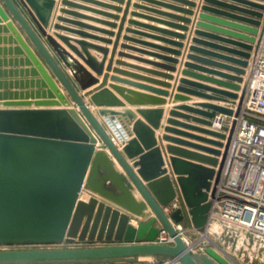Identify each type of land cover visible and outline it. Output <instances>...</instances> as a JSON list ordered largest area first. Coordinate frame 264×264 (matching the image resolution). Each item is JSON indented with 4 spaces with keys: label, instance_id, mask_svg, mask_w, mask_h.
I'll list each match as a JSON object with an SVG mask.
<instances>
[{
    "label": "water",
    "instance_id": "obj_1",
    "mask_svg": "<svg viewBox=\"0 0 264 264\" xmlns=\"http://www.w3.org/2000/svg\"><path fill=\"white\" fill-rule=\"evenodd\" d=\"M204 2L199 18L215 26L199 22L208 32L196 35L216 44L194 39L210 50L192 47L202 56L189 59L205 64L204 71L219 80L204 81L218 88L193 85L206 101L224 105L185 107L193 115L184 116L190 132L165 131L195 142L164 136L170 143L165 160L153 134L160 111L138 110L143 120H134L127 110H111L123 103L102 90L106 76L100 88L89 90L96 80L79 62L100 74L101 64L87 49H105L55 31L94 36L51 26L52 0H0V43L6 46L0 53L9 55L0 60V247L65 246L1 250L0 264L133 263L155 256L178 264H235L212 247L192 256L175 226L188 224L199 233L206 228L236 122L218 129L214 123L217 116L239 115L247 69L264 34V0ZM110 89L128 103V95L139 96ZM115 117L125 119L129 130L114 125ZM159 227L172 245L155 243Z\"/></svg>",
    "mask_w": 264,
    "mask_h": 264
},
{
    "label": "crops",
    "instance_id": "obj_2",
    "mask_svg": "<svg viewBox=\"0 0 264 264\" xmlns=\"http://www.w3.org/2000/svg\"><path fill=\"white\" fill-rule=\"evenodd\" d=\"M52 1L51 26L60 24L72 30H81L94 36L95 39H82L77 34L64 31L55 32L71 39L83 40L87 44L106 51L104 54L93 48L87 49L88 54L101 64L100 74L91 71L79 60L85 70L96 80L89 90L100 88L106 76L102 90H108L114 98L123 103L122 107H111V110L120 112L127 110L131 112L134 120H143L138 110L160 111L158 127L153 130V134L165 160L170 156L165 150L170 143L164 139V136L195 142L165 131L166 128H170L178 132H190L184 128V124H191L184 116L193 115H189L185 107L202 103L224 105L215 101H206L199 95L204 91L193 85L218 88L215 84L204 81V78L214 80L219 78L213 74H207L204 71L205 64L189 59L191 55L202 56L191 52L192 47L210 50L203 44L194 43V39L216 44L210 39L196 35L197 31L208 32L197 26L199 22L213 25L199 18L201 9L205 6L204 0ZM63 1L76 4L78 7L63 5ZM62 10L76 12L82 18L72 17L62 13ZM58 17L76 20L88 28L78 29L68 23L58 22L56 20ZM52 32L54 31L51 30ZM4 36L5 34L0 32V38ZM61 45L65 48L63 44ZM5 47L3 42L0 43V48ZM8 58V54L4 56L2 52L0 53V60ZM0 68L4 69L3 63ZM3 80V78L0 79V81ZM110 86L124 88L139 96L128 95L132 98V103H128L118 92L110 89ZM79 94L82 93L79 92ZM88 108L94 113L93 106L89 105ZM111 122L114 125L121 124L129 130L125 119L121 117H115V121ZM193 134L203 136L195 132ZM220 246L236 264H262L260 259L252 263L249 260L250 254L248 256V253L240 249L230 250L221 243Z\"/></svg>",
    "mask_w": 264,
    "mask_h": 264
},
{
    "label": "built area",
    "instance_id": "obj_3",
    "mask_svg": "<svg viewBox=\"0 0 264 264\" xmlns=\"http://www.w3.org/2000/svg\"><path fill=\"white\" fill-rule=\"evenodd\" d=\"M246 78L238 117L217 116L219 121L214 123L218 129L222 125L230 128L232 121L236 122L206 228L202 233L190 225L175 228L192 256H203L205 249L212 247L232 261L221 243L227 249L250 254L252 263L260 259L264 264V34ZM159 230L155 243L172 245L173 239L161 227ZM187 231L196 236L194 241L185 235ZM147 258L149 264H178L170 257Z\"/></svg>",
    "mask_w": 264,
    "mask_h": 264
},
{
    "label": "rangeland",
    "instance_id": "obj_4",
    "mask_svg": "<svg viewBox=\"0 0 264 264\" xmlns=\"http://www.w3.org/2000/svg\"><path fill=\"white\" fill-rule=\"evenodd\" d=\"M188 227L189 225L186 224ZM187 237H191V240L194 241L196 239V236H194V234L192 232H186L185 234ZM232 244H235V242H231ZM65 246H57V247H33V246H10V247H6V246H2L0 247V251L1 250H31V249H47V248H64ZM223 248V247H222ZM148 258L147 257H142L139 258L136 262L133 263H123V262H116V263H110V264H149L148 263ZM33 264V263H31ZM99 264H109V263H99Z\"/></svg>",
    "mask_w": 264,
    "mask_h": 264
},
{
    "label": "bare ground",
    "instance_id": "obj_5",
    "mask_svg": "<svg viewBox=\"0 0 264 264\" xmlns=\"http://www.w3.org/2000/svg\"><path fill=\"white\" fill-rule=\"evenodd\" d=\"M235 169H237V168H235ZM84 199H86V197H84Z\"/></svg>",
    "mask_w": 264,
    "mask_h": 264
}]
</instances>
